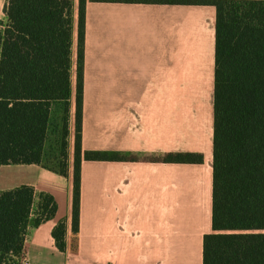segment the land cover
Instances as JSON below:
<instances>
[{"label":"crops","instance_id":"0c3cea01","mask_svg":"<svg viewBox=\"0 0 264 264\" xmlns=\"http://www.w3.org/2000/svg\"><path fill=\"white\" fill-rule=\"evenodd\" d=\"M7 2L0 0L1 20ZM74 4L68 174L47 160V140L40 163L0 165V192L31 185L58 204L53 219L29 228L20 264H203L204 235L212 232L216 8L87 3L82 148L139 159L82 160L75 234ZM172 152L201 153L204 161L145 159ZM62 220L65 252L53 236Z\"/></svg>","mask_w":264,"mask_h":264},{"label":"trees","instance_id":"16d2710c","mask_svg":"<svg viewBox=\"0 0 264 264\" xmlns=\"http://www.w3.org/2000/svg\"><path fill=\"white\" fill-rule=\"evenodd\" d=\"M212 5L216 8L212 232L203 264H264V0H79L73 232L80 228L82 160L139 157L82 148L87 3ZM74 0H8L0 19V165L40 163L52 104L64 105L58 170L68 174ZM202 163L201 153L146 157ZM58 204L34 186L0 192V264H20L30 227L56 216ZM67 222L53 230L67 251Z\"/></svg>","mask_w":264,"mask_h":264},{"label":"rangeland","instance_id":"374dc122","mask_svg":"<svg viewBox=\"0 0 264 264\" xmlns=\"http://www.w3.org/2000/svg\"><path fill=\"white\" fill-rule=\"evenodd\" d=\"M79 1V0H77ZM75 2V0H74ZM3 20L6 21V17L3 16ZM114 25V22H113ZM129 68V73L132 69ZM63 131H64V105L60 107L59 104L55 103L53 105V111L50 116L49 126H48V135H47V144H46V157L51 165L59 166L61 161V147L63 141ZM69 138H68V153L70 154L73 150L70 149Z\"/></svg>","mask_w":264,"mask_h":264},{"label":"built area","instance_id":"2783aa9c","mask_svg":"<svg viewBox=\"0 0 264 264\" xmlns=\"http://www.w3.org/2000/svg\"><path fill=\"white\" fill-rule=\"evenodd\" d=\"M25 264H27V263H25Z\"/></svg>","mask_w":264,"mask_h":264}]
</instances>
